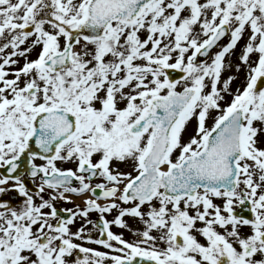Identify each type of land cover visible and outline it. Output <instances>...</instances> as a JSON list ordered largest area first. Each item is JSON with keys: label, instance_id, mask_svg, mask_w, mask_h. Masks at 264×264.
Listing matches in <instances>:
<instances>
[{"label": "snow or ice", "instance_id": "snow-or-ice-1", "mask_svg": "<svg viewBox=\"0 0 264 264\" xmlns=\"http://www.w3.org/2000/svg\"><path fill=\"white\" fill-rule=\"evenodd\" d=\"M0 264H264V0H0Z\"/></svg>", "mask_w": 264, "mask_h": 264}, {"label": "flooded vegetation", "instance_id": "flooded-vegetation-1", "mask_svg": "<svg viewBox=\"0 0 264 264\" xmlns=\"http://www.w3.org/2000/svg\"><path fill=\"white\" fill-rule=\"evenodd\" d=\"M126 238H127V239H131V236L128 235V234H126Z\"/></svg>", "mask_w": 264, "mask_h": 264}]
</instances>
